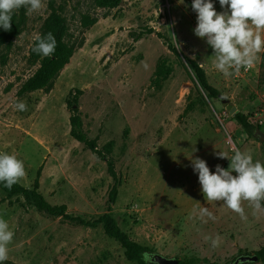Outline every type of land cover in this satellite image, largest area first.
<instances>
[{
	"label": "rangeland",
	"instance_id": "1",
	"mask_svg": "<svg viewBox=\"0 0 264 264\" xmlns=\"http://www.w3.org/2000/svg\"><path fill=\"white\" fill-rule=\"evenodd\" d=\"M43 3L38 12L14 11L19 33L0 44V152L23 161L25 175L18 183L30 188L38 176L46 201L65 205L72 217L90 220L110 211L132 240L149 249L143 256L225 264L264 246V212L242 201L247 218L241 219L223 201H208L189 160L192 154L210 170L217 164L227 169L229 160L216 153L230 158L239 149L264 163V143L248 138L226 109L228 103L245 114L264 109L262 53L251 70L224 77L214 68L211 47L192 31L191 0H122L113 8L97 7L95 0ZM214 7L223 11L218 0ZM48 32L72 44L74 53L48 92L19 96L44 58L33 52L35 38ZM190 60L204 71L216 97L197 87ZM161 63L169 72L156 78ZM74 95L83 132L100 151L111 143L109 157L70 136L67 102ZM17 101L26 104L25 111L15 108ZM201 207L216 219L195 217L193 210ZM187 215L195 219L194 229H169L183 226ZM0 216L14 231L4 264H137L126 260L100 225L88 228L48 215L20 195L7 198L1 189ZM143 227L160 234L175 231L177 237L147 241ZM205 237L217 238V246Z\"/></svg>",
	"mask_w": 264,
	"mask_h": 264
},
{
	"label": "clouds",
	"instance_id": "2",
	"mask_svg": "<svg viewBox=\"0 0 264 264\" xmlns=\"http://www.w3.org/2000/svg\"><path fill=\"white\" fill-rule=\"evenodd\" d=\"M214 3L215 0H191V9L196 13V26L192 29L194 35L211 47L214 68L224 77H232L241 69L251 70L260 60V53L264 52V0H218L223 9L220 12ZM22 7L26 13L38 12L44 3L43 0H0V30H11L12 15ZM35 39L33 52L42 57L53 55L57 41L51 32ZM15 108L25 111L26 104L17 101ZM195 151L194 148L192 152ZM216 155L229 160L227 169L217 164L214 170H210L204 159L192 154L189 158L203 196L208 201H223L241 219L247 218L242 201H248L255 211L264 212V163L254 161L249 151L239 149H235L230 158L224 152ZM24 175L22 160L13 154L0 152V184L11 188ZM193 215L202 222L216 219L206 207L194 209ZM13 237L14 231L0 216V264L8 259V246ZM205 239L210 240L213 247L217 246V238ZM144 256L149 261L153 259L148 253Z\"/></svg>",
	"mask_w": 264,
	"mask_h": 264
},
{
	"label": "trees",
	"instance_id": "3",
	"mask_svg": "<svg viewBox=\"0 0 264 264\" xmlns=\"http://www.w3.org/2000/svg\"><path fill=\"white\" fill-rule=\"evenodd\" d=\"M122 0H95V5L101 8H113L120 4ZM88 22L86 24H92L93 21L88 17H84ZM57 20L56 16L52 17L53 20ZM19 22L11 23V30L4 31L0 30V44H3L6 40L16 36L19 33ZM57 41L56 50L50 57H44L39 67L35 70V72L21 85L17 94L20 96L27 92H32L36 90H42L43 92H48L53 84L55 79L57 78L61 69L69 62L70 57L74 53V46L69 42H63L59 37H55ZM175 51V49H173ZM191 71L195 77L197 87H200L204 92L207 93L208 98L216 97L217 90L210 86L206 80L204 71L201 67L193 60L189 61ZM261 67L264 69V52L261 54ZM169 69L165 64H158L154 76L156 78H164L168 75ZM195 84V85H196ZM75 95L81 94V90L75 89ZM199 92V91H198ZM74 95L73 100L68 99L67 105L70 109V136L75 139L77 142L83 143L86 145L91 151L95 152L98 156L109 157L111 153V143H107L103 149L100 151L97 149L95 143L91 140L87 139V136L82 130L81 118L78 113V109L73 105L77 101V97ZM251 113L245 114L241 111L237 112L233 117V121L240 126V129L246 134L248 138H255V132L257 130H261V125H253L249 123L248 117ZM257 140V139H256ZM258 141V140H257ZM107 171L115 180V173L113 169V165L110 159L107 162ZM38 176L34 179L33 185L30 188H26L19 184L18 182L14 184L11 188H6L2 184H0V189L6 194L7 198H11L13 196H22L25 202L35 209L45 212L48 215L52 216H61L64 219H68L70 221H74L79 225L88 227V228H96L97 226H101L104 234L116 242L122 249L123 255L126 260L130 262H135L137 264H155L150 262L144 258L142 253L148 252L149 249L141 245L140 243L132 240L128 233L123 231L117 223L114 215L110 212H104L95 216L90 220H84L80 217H72L66 213L65 205H51L46 199L42 196V194L38 190ZM115 191L116 186H112L111 191L109 192V203L113 204L115 201ZM257 255V262L264 263V246L255 251L254 253ZM178 259V264H196L200 263L196 260H181ZM205 263V262H203ZM213 264V263H212ZM225 264H231L229 262Z\"/></svg>",
	"mask_w": 264,
	"mask_h": 264
},
{
	"label": "water",
	"instance_id": "4",
	"mask_svg": "<svg viewBox=\"0 0 264 264\" xmlns=\"http://www.w3.org/2000/svg\"><path fill=\"white\" fill-rule=\"evenodd\" d=\"M226 109L232 117L238 112V110L236 109V107L232 103H228L226 105ZM255 137L259 142L264 143L263 131L257 130L255 132ZM149 255H150V257L153 258L150 262H153L155 264H178L177 258L166 257V256L161 255L159 253H150ZM257 260H258V257L255 254H242V255L237 256L231 262V264H241V263H247V262L248 263H255V262H257ZM196 264H209V263L200 262V263H196Z\"/></svg>",
	"mask_w": 264,
	"mask_h": 264
},
{
	"label": "crops",
	"instance_id": "5",
	"mask_svg": "<svg viewBox=\"0 0 264 264\" xmlns=\"http://www.w3.org/2000/svg\"><path fill=\"white\" fill-rule=\"evenodd\" d=\"M251 104L254 108L257 107L256 102H253ZM246 106H243V107H246ZM241 110H243V109H239L238 111H241ZM262 125H263V123H262ZM261 131H263V130H261ZM263 133H264V131H263ZM193 224H195V219H193L190 215H187V216H185V220L183 221V226H181V227L175 226L174 227V225H172V227L169 229H176V228L177 229H180V228L183 229L184 228V231L186 232V231H190L191 229H194ZM141 234L144 236L145 240H147V241L150 240L149 238H151V241H155V240H160V239H165V238L170 239V238H176L177 237V235H176L177 233H175V231L171 232V230H170L169 232L160 234L159 232L150 230L147 227H143ZM162 255H164V254H162ZM194 257L195 256H192V255H185L184 256V258H188V259H191V258L194 259ZM179 259H181V258H179Z\"/></svg>",
	"mask_w": 264,
	"mask_h": 264
},
{
	"label": "built area",
	"instance_id": "6",
	"mask_svg": "<svg viewBox=\"0 0 264 264\" xmlns=\"http://www.w3.org/2000/svg\"><path fill=\"white\" fill-rule=\"evenodd\" d=\"M264 117V109H257L253 111L250 116L248 117L249 123L253 125H262Z\"/></svg>",
	"mask_w": 264,
	"mask_h": 264
}]
</instances>
